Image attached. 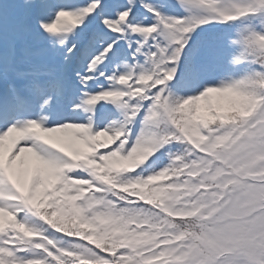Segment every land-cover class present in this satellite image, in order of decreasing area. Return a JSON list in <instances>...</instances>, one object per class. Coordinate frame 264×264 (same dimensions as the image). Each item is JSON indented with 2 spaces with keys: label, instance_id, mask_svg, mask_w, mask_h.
I'll return each mask as SVG.
<instances>
[{
  "label": "snow or ice",
  "instance_id": "6c2138e0",
  "mask_svg": "<svg viewBox=\"0 0 264 264\" xmlns=\"http://www.w3.org/2000/svg\"><path fill=\"white\" fill-rule=\"evenodd\" d=\"M0 264H264V0H0Z\"/></svg>",
  "mask_w": 264,
  "mask_h": 264
}]
</instances>
